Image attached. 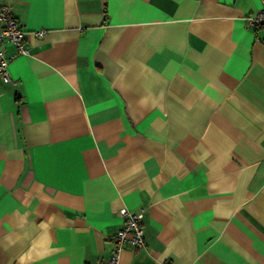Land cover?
I'll use <instances>...</instances> for the list:
<instances>
[{
  "label": "crops",
  "instance_id": "crops-1",
  "mask_svg": "<svg viewBox=\"0 0 264 264\" xmlns=\"http://www.w3.org/2000/svg\"><path fill=\"white\" fill-rule=\"evenodd\" d=\"M4 1L0 264H264V0Z\"/></svg>",
  "mask_w": 264,
  "mask_h": 264
},
{
  "label": "built area",
  "instance_id": "built-area-1",
  "mask_svg": "<svg viewBox=\"0 0 264 264\" xmlns=\"http://www.w3.org/2000/svg\"><path fill=\"white\" fill-rule=\"evenodd\" d=\"M249 25H259L264 30V6L246 17ZM38 35L44 33L43 30L36 31ZM0 43L12 44L16 51L6 55L0 49V79L3 82H10L11 77L8 72L10 61L19 54H28L25 41V29L14 16L11 6L4 0H0ZM142 211L133 213L124 212L123 226L113 235V248L109 256L104 258L106 264H118L120 250L125 244H129L132 249H137L145 244L144 229L142 226Z\"/></svg>",
  "mask_w": 264,
  "mask_h": 264
}]
</instances>
